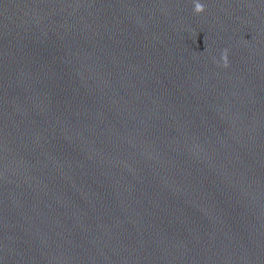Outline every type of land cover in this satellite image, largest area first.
Masks as SVG:
<instances>
[{"label":"water","instance_id":"water-1","mask_svg":"<svg viewBox=\"0 0 264 264\" xmlns=\"http://www.w3.org/2000/svg\"><path fill=\"white\" fill-rule=\"evenodd\" d=\"M0 264H264V0H0Z\"/></svg>","mask_w":264,"mask_h":264}]
</instances>
